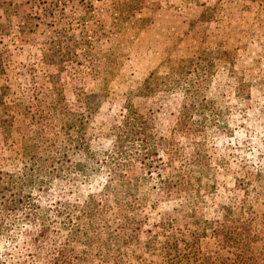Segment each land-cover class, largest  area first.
I'll return each instance as SVG.
<instances>
[{"label":"trees","instance_id":"16d2710c","mask_svg":"<svg viewBox=\"0 0 264 264\" xmlns=\"http://www.w3.org/2000/svg\"><path fill=\"white\" fill-rule=\"evenodd\" d=\"M72 1L0 0V10L8 15L11 8L23 19L18 22L21 31L37 29L33 20L43 22L41 27L50 36L41 62L59 70L68 56L59 47L60 33L68 29L61 24H68L65 12ZM79 3L77 19L84 22L82 17L92 6ZM22 4L37 7L39 15H18ZM112 8L107 13L114 21L122 14L116 5ZM3 27L0 23V31ZM66 36L63 33V38L71 39ZM178 70L148 73L121 95L116 120L97 137L108 141V147L85 135L103 97L73 91L75 106L69 109L56 75L45 77L51 81L47 91L52 99L34 96V105L7 100V87H0V264H77L85 258L101 262L103 255L111 264H120L130 257L137 260L139 254L172 264L170 256L178 244L183 246L186 264H227L223 256L201 251L208 223L203 219L197 220L196 229L184 232L189 239L170 228V218H161L154 226L160 236L157 230H142L149 204L172 197L189 201L192 209L200 204V187L211 182L205 173L209 163L204 131L216 128L224 135L229 131L225 110L210 106L204 96L206 74L194 67L195 73H183L181 66ZM236 86V100L243 101V86ZM172 94H179L180 103L167 113L174 118L169 125L160 108L170 105ZM217 228L211 229L212 238L222 251L227 235Z\"/></svg>","mask_w":264,"mask_h":264},{"label":"rangeland","instance_id":"374dc122","mask_svg":"<svg viewBox=\"0 0 264 264\" xmlns=\"http://www.w3.org/2000/svg\"><path fill=\"white\" fill-rule=\"evenodd\" d=\"M82 1L92 6L82 17L84 22L77 19L79 0L72 1V8L65 12L68 24L61 27L68 29L60 33L59 47L68 56L59 70L41 62L50 36L48 29L41 27L43 22L33 20L37 29L21 31L18 22L23 19L12 14L11 8L8 15L0 10L4 25L0 31V87H7V100L34 105L36 96L50 101L47 89L51 81L45 78L49 75L57 76L69 109L75 106L73 91L97 94L103 101L85 135L94 144L108 147V141H100L98 135H105L107 125L116 120L121 95L148 73H174L179 66L183 73H195L193 67L205 73L204 96L210 106L225 110L223 119L229 130L225 135L216 128L204 131L209 163L205 173L211 182L200 187L203 196L195 209L189 201L173 197L149 204L142 230H157L160 236L154 226L161 218H170V228L189 239L184 232L196 229L197 220L203 219L208 222L206 237L200 240L204 254H219L227 264H264V0ZM115 5L122 16L113 21L107 12ZM71 10L75 11L72 17ZM17 11L18 15H39L37 7L26 4ZM63 33L71 39L63 38ZM82 37H87L86 43ZM237 83L243 86V101L236 100ZM179 103V94H172L170 105L160 108L165 124H172L173 114L167 113L174 112ZM218 226L227 235L222 251L217 250L211 233ZM183 255V246L178 244L171 263L186 264ZM102 257L101 262L85 258L77 264H111ZM138 257L122 259L120 264H163L159 257Z\"/></svg>","mask_w":264,"mask_h":264}]
</instances>
